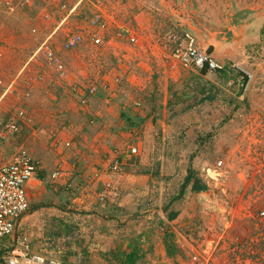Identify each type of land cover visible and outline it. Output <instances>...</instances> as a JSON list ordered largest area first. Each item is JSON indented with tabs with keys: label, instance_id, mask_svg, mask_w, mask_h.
I'll return each mask as SVG.
<instances>
[{
	"label": "rangeland",
	"instance_id": "rangeland-1",
	"mask_svg": "<svg viewBox=\"0 0 264 264\" xmlns=\"http://www.w3.org/2000/svg\"><path fill=\"white\" fill-rule=\"evenodd\" d=\"M51 1L48 5L47 0H32L29 7L0 17V76L5 86L13 82L0 104V119L7 120L19 109L26 112L18 136L6 139L11 154L23 147L44 170L39 154L49 153L54 163L46 166L53 171L62 168L61 161L56 164L50 134L44 132L40 120L47 116V109L41 105L30 108L27 100L33 93L40 97L43 81L28 83L19 72L25 65L30 71L40 69L41 58H30L56 21L65 18L50 38L66 71L62 78L57 76L64 87L55 84L49 92V110L55 108L57 98L74 96L73 87L95 85L94 112L101 111L103 121L117 131L138 130L146 123L139 115L144 114L150 122L155 116L150 129L156 133L149 145L156 148L157 162L167 166L143 171L160 175L166 184L159 185L160 191L150 192L140 210L129 213L121 209L117 216L98 212L89 218L79 214L81 209L75 210L71 238L53 241L52 246H63L65 260L80 255L75 264H132L126 258L129 253L135 254L133 264H189L183 250L171 245L177 230L192 238L196 247L202 241L218 242L214 249L217 264H225L228 258L233 264H264V215H260L264 211V0ZM43 11L50 14L52 26L40 19ZM96 13L111 24L104 34L105 44L75 49L93 50L84 61L71 54L74 50L62 51L66 35L86 28ZM120 27L131 30L136 43L116 38ZM32 28L37 31L33 33ZM185 33L194 37L199 50L212 46L208 55L227 67V74H202L164 59L162 53ZM95 61L102 67L97 72L86 71ZM237 70L247 74L245 83ZM73 103L78 105L75 100ZM115 147L119 153L125 151ZM191 155L195 177L207 189L179 202L174 214L170 204L177 195L171 193L174 185L167 182L181 175ZM116 176L106 180L110 187L117 186ZM53 232L64 234L65 230ZM236 242L250 246L238 255ZM29 251L39 249L29 246Z\"/></svg>",
	"mask_w": 264,
	"mask_h": 264
},
{
	"label": "crops",
	"instance_id": "crops-1",
	"mask_svg": "<svg viewBox=\"0 0 264 264\" xmlns=\"http://www.w3.org/2000/svg\"><path fill=\"white\" fill-rule=\"evenodd\" d=\"M80 1L82 0H79L77 3L79 4ZM51 3L52 1L47 0V4ZM50 6L53 7V5ZM64 22H62V20H58L56 21V24L53 25L52 19H50L48 25L53 26L50 29L51 32L48 37L50 36L51 38V36H53L55 32L62 27ZM82 46L94 47L91 45L87 37L84 38L83 42L77 47V49ZM90 51L93 50H74L71 54L76 56V59L79 61H84L89 57ZM102 51L101 55H105L106 52ZM94 63L95 64H89L90 66L86 69V71L89 73L90 71L97 72L98 69L102 67L99 65L101 63L100 61H95ZM33 70L31 68L30 74L32 76L37 72L42 74L43 79L41 81L43 82L41 83V87L43 90L40 97H35L36 95L33 93L31 94L33 95L32 99L27 98V100H30L29 107L33 108V106L41 105L43 110H49L48 96H51L49 93L52 90L51 88L55 87V84L60 87L64 86L59 85L60 77L57 73L45 64H42L40 69L36 71ZM41 81L37 82L40 83ZM93 97L94 96H90L88 104L81 107L79 105L76 106L73 103V100L77 102L75 96L68 98H63L61 96L57 98L58 101L54 104L55 108L51 110L54 111L53 114L55 117L51 115L50 110H46L45 112H47V116L40 119L42 125L45 126L43 128L44 132L48 135L50 134L49 137L56 136L59 138L61 145H63L66 141H70L71 146L63 152L62 155L59 152L62 146L57 149L52 146L50 141V147L53 150L51 153L55 154L57 157L56 164L61 161L62 168L66 171L65 177L54 183L50 180L53 168H49L46 165H50L54 162L53 159H49V153L45 154L43 152L40 153L39 156L41 163L44 164V166H42L44 167V170H41L38 166L36 178L30 180L26 184L29 209L20 219V225L15 236L19 241L22 237L24 240L23 243L30 246V248L34 246L35 249L37 248L39 251H42L39 247H44L46 243L51 245L53 244V241L60 242L67 238H71V218L76 216V212H74L75 210L78 211L81 209L79 214L81 213L80 215L82 217L87 216L88 218L91 216L96 217L98 212H102L105 215L108 214L117 216V214L122 211L121 209H125L129 213L135 212L140 210L141 206L145 205L144 200L150 192L155 193V191H160L161 187H159V185L161 183L166 184V181L162 180L160 175L154 174L152 171L148 174L143 172L146 167H160V169L167 167L165 162H161V164L157 162L158 158L154 157L156 148L152 144L149 145V139L152 140L150 137H153L156 133L150 129L151 122L154 121L155 116H151L150 122L149 118H147L144 114L139 115L142 122L146 123L138 130L133 128L123 132L117 131V129L110 126L112 124L106 123V119L103 121L101 111L94 112L95 104L92 100ZM2 108L3 106L0 107V115ZM12 113L13 112H11V114ZM83 115L85 116L82 117ZM0 118L2 119V117ZM121 118L124 121L126 120L125 116ZM116 124L118 125V123ZM8 145L9 144L6 143V139L0 136V166L6 163L12 155L11 148ZM113 145H117L125 149V151L122 152L126 154L125 156H127V151L130 147H137V155H133L135 158H132L131 155L128 156L129 160L126 171L115 177L117 186H115L114 189L117 190L119 197L114 199H105L106 203L103 205L99 203L98 196L104 191L103 182L107 180L108 177H112L113 175L105 173L101 180L87 184L84 182L87 175L96 170L104 169L105 165L103 164V159L112 151ZM54 161H56V159ZM169 161L170 159L167 157L166 162ZM80 171H82L81 175H79ZM77 172L78 175H76ZM185 175L186 168L184 167V169L182 168V173L179 177L173 178L171 181L167 182L169 185H174L171 192L174 194V197L178 195L180 185L183 182ZM67 182L72 183L73 185H77V183L82 184L79 186L80 191L75 198L71 197L69 195V191L65 188V184ZM162 189H164V187ZM204 192L205 191L198 193L193 192L191 190V185L189 184L184 189L183 194L178 198L176 197L175 200L172 201L170 204V208H172L171 211L178 210L179 202L183 201L182 203H184V201L188 198H192L194 195ZM106 198H108V196H106ZM82 211H89L90 214L86 213L83 215ZM160 213H163V211ZM93 220L97 221V219ZM49 227H52L55 231H58L61 228L64 229L65 232L64 234L54 233L53 230H50L49 232ZM29 242L31 245H29ZM72 248L76 247L73 246ZM77 256L80 255L77 254ZM77 256L72 255L68 261H72L71 263L75 264L78 261V259H76ZM78 258L80 259V257Z\"/></svg>",
	"mask_w": 264,
	"mask_h": 264
},
{
	"label": "built area",
	"instance_id": "built-area-1",
	"mask_svg": "<svg viewBox=\"0 0 264 264\" xmlns=\"http://www.w3.org/2000/svg\"><path fill=\"white\" fill-rule=\"evenodd\" d=\"M51 1V0H49ZM32 0H0V17L13 14L19 8L29 7ZM103 12V11H102ZM100 12V13H102ZM100 13H96L88 20L86 28L78 31L68 33L62 43V51L70 52L76 49L84 40L85 37L94 47H101L104 43V34L110 28L111 24ZM40 18L44 22H49L50 15L43 11ZM65 18L62 20V22ZM31 31L35 33L36 28ZM116 38H124L128 43H136V36L131 30L120 27L115 33ZM50 41V36L45 38L33 52L31 59L40 57L47 67L52 68L61 78L66 71L64 61L61 56L54 50ZM164 59H169L173 63L179 64L185 69H191L196 72H201L206 66L207 72H216L223 66L218 64L205 51L199 50L196 47L194 37L189 33H185L182 37L174 40L173 44L169 46L168 52H163ZM2 57V50L0 49V59ZM30 68L26 65L20 70L19 74H23L24 80L28 83L34 81H41L42 74H30ZM13 83V82H12ZM4 84L3 78L0 76V104L12 86ZM74 94L78 96L80 104H85L87 96L96 91V86L89 84L87 86L79 85L72 88ZM26 112L19 109L13 112L7 120L0 119V136L9 139L18 136L20 133V123L24 122ZM50 141L53 147L60 146L59 139L56 136H51ZM71 142L66 141L59 150L60 154L70 148ZM130 155L136 153L134 147L130 148ZM63 155V154H62ZM126 159V158H124ZM120 157L119 152L114 151L113 155L108 158L104 169L96 170L86 178L89 182L101 180L105 171L111 175H121L124 172L125 160ZM221 163L218 162L217 166ZM38 172V162H36L29 154V152L20 147L9 160L0 166V264H70L62 257L63 247L51 246L46 243L42 251L30 253L29 246L21 240L16 239V231L20 225V219L29 209V201L26 193V184L36 178ZM66 176V171L63 168L57 167L50 175V180L54 183ZM111 186V182L104 183V192L99 195V199L104 201L106 196L110 199L117 198L118 192ZM70 187V184H67ZM105 197V198H104ZM264 215V211L260 212ZM189 235V234H188ZM174 244L185 253L189 264H217L214 254V249L218 242L213 240L202 241L200 245L195 246V241L189 236H181L175 230ZM235 254L241 255L242 250L249 243L238 245ZM233 249V250H234ZM234 254V256H235ZM233 257V255H231ZM237 261L238 256H235ZM228 258L225 264H233V260ZM238 262V261H237ZM236 264H239V262ZM247 264V263H246Z\"/></svg>",
	"mask_w": 264,
	"mask_h": 264
},
{
	"label": "trees",
	"instance_id": "trees-1",
	"mask_svg": "<svg viewBox=\"0 0 264 264\" xmlns=\"http://www.w3.org/2000/svg\"><path fill=\"white\" fill-rule=\"evenodd\" d=\"M207 67V66H206ZM206 67L200 72L202 74H205L207 72V69ZM228 72L227 70V67L223 66L221 69H218L216 71V73L218 75H226ZM236 74L239 75L242 79V83H245L247 80H248V76L246 73H244L242 70H237L236 71ZM211 97H208V99H210ZM121 157V156H120ZM132 158H135V157H132ZM191 158H193V156L191 155L189 157V163H188V166L186 168V175L184 176L183 178V182L181 183L180 185V189H179V192H178V195H177V198L180 197L183 192H184V189L190 184L191 185V190L193 192H201V191H206L207 187L206 185L197 177H195V173H194V168L193 166L191 165ZM127 167V165L124 166V169ZM77 171V169H76ZM75 171V172H76ZM78 174V172H77ZM67 189V191H69V195L72 193V190L70 187H65ZM177 211H174V214H176ZM173 214V215H174ZM171 237V236H170ZM171 245L173 246L174 243L171 242ZM175 246V245H174ZM176 247V246H175ZM127 261L131 262L132 264L135 262L136 258H135V254L133 253H129L127 255Z\"/></svg>",
	"mask_w": 264,
	"mask_h": 264
},
{
	"label": "clouds",
	"instance_id": "clouds-1",
	"mask_svg": "<svg viewBox=\"0 0 264 264\" xmlns=\"http://www.w3.org/2000/svg\"><path fill=\"white\" fill-rule=\"evenodd\" d=\"M49 5V4H48ZM47 12V11H46ZM48 13V12H47ZM49 14V13H48ZM50 15V14H49ZM41 19V18H40ZM44 22V21H43ZM37 30V29H36ZM48 37V36H47ZM77 49V48H76ZM75 50V49H74ZM62 78V77H61ZM97 89V88H96ZM73 93V92H72ZM96 93V91L93 93V94H95ZM74 94V93H73ZM93 94H91V95H89V96H87V101H86V103L85 104H80L79 103V101H78V96L76 95V94H74V96L76 97V99H77V102H78V105L79 106H81V107H84V106H86L87 104H88V102H89V98H90V96H93ZM135 105H140V102H135ZM130 148H132V147H130ZM129 148V149H130ZM135 148V147H134ZM128 149V151H127V156H125L126 154H124V153H122V151H121V153H119L120 154V156H121V158L122 159H124V158H126V159H124L125 160V165H127V163H128V160H129V158H128V156H130V150ZM136 149V148H135ZM114 151H117V148L115 147V148H112V151L109 153V154H107L106 155V157L103 159V164L105 165L106 164V162H107V160H108V158L109 157H111L112 155H113V153H114ZM118 152V151H117ZM136 153H137V150H136ZM135 153V154H136ZM134 154V155H135ZM132 157H134L133 155H131ZM34 159V158H33ZM37 162V161H36ZM126 171V168L124 169V172ZM93 173V172H92ZM91 173V174H92ZM105 173H108V172H106L105 171ZM91 174H89V175H91ZM105 175V174H104ZM109 175H111V174H109ZM85 177V176H84ZM88 177V175L85 177V184H87V183H92V182H94V181H92V182H89L86 178ZM103 178V177H102ZM101 178V179H102ZM95 181H98V180H95ZM105 182H107L106 180L103 182V186H104V183ZM67 184H70V188H71V190H72V195L70 194V196L71 197H76L77 196V194L79 193V191H80V188H79V186H81L82 184L81 183H78L77 185H73L72 183H69V182H67L66 184H65V187L67 186ZM104 192V191H103ZM103 192L101 193V194H103ZM101 194H99V195H101ZM119 197V196H118ZM117 197V198H118ZM105 198V197H104ZM105 199H109V198H105ZM111 199V198H110ZM98 200H99V203L100 204H105L106 202H105V200L104 201H102V200H100L99 199V196H98ZM53 244H51V246H52ZM55 246H58V245H55ZM61 247H63L62 245H60ZM63 257V256H62ZM65 260V259H64ZM65 261H67L68 263H70V264H73V263H71V262H69L68 260H65Z\"/></svg>",
	"mask_w": 264,
	"mask_h": 264
},
{
	"label": "water",
	"instance_id": "water-1",
	"mask_svg": "<svg viewBox=\"0 0 264 264\" xmlns=\"http://www.w3.org/2000/svg\"><path fill=\"white\" fill-rule=\"evenodd\" d=\"M211 50H212V46H210V47L205 51V53H206V54H210Z\"/></svg>",
	"mask_w": 264,
	"mask_h": 264
}]
</instances>
